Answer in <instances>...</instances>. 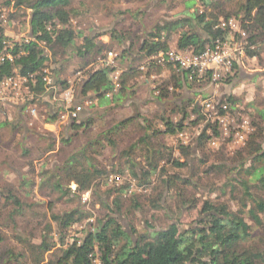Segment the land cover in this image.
Instances as JSON below:
<instances>
[{
    "label": "rangeland",
    "instance_id": "374dc122",
    "mask_svg": "<svg viewBox=\"0 0 264 264\" xmlns=\"http://www.w3.org/2000/svg\"><path fill=\"white\" fill-rule=\"evenodd\" d=\"M7 1L0 0V40L5 45L3 56L11 57L16 44L33 39L31 11L13 5L6 7ZM193 1L72 0L69 24L58 22L56 28H71L83 38L89 37L103 51L99 55H83L84 42L79 35L66 54L57 51V56H53L54 52L46 48L53 60L46 64L45 71L56 82V92L32 96L25 84L21 87L24 103L0 106V264H36L39 250L33 252L31 247L44 241L52 250L42 255L41 264H61L63 252L75 242L82 243L88 234L96 233L109 216L118 219L133 241L138 236L166 230L173 223L181 232L209 230L212 220L203 211L205 203L226 207L228 213L251 228L249 236L237 245L240 253L264 252V212L257 213L261 223H256L250 213L254 211V202L241 181L249 182L251 195L257 202L264 203V187L256 176L246 173L254 166L250 157L240 155L250 135L264 124V38L250 48L258 56L251 58L246 50V56L238 60L230 76L218 83L205 78L203 83L176 90L174 78L182 80L178 70L156 66L140 50L156 26L206 11L202 1ZM226 9L235 12L238 8L231 2ZM231 17L229 21L236 25L235 31L243 32V15ZM221 22L227 21L221 17L218 24ZM185 30L187 27L171 33L169 51L178 50L177 41ZM238 35L234 32L231 36L240 44ZM248 46L249 43L246 49ZM104 66L114 68V85H119L123 74L129 76L124 101L100 106L96 95L83 94L87 75ZM68 92L70 105L66 99ZM212 97L217 104L229 97L236 99L234 109L221 115L224 124L213 122L203 108V101ZM74 105L81 109L77 129L71 128L72 120L61 117ZM184 107L188 114L185 128L153 141L155 148L166 144L167 152L173 151L172 159L158 158V171L146 178L150 167L138 149L145 127L150 120L160 130H166L158 119L178 123L182 120L179 109ZM54 114L60 117L49 123V116ZM121 122L128 124L115 129ZM202 135L206 140L203 148L198 149ZM134 146L137 149L132 156L136 163L133 171L125 163L127 152ZM182 147L192 151L191 161L188 167L178 168L174 161L188 160L182 155ZM70 167L77 171L94 167L106 170L108 175L97 181L100 186L94 191L77 193V185L68 184L63 176ZM167 180L174 182L171 187L165 183ZM59 182L63 192L56 188ZM68 189L74 195L67 193ZM10 193L22 208L8 203L5 197ZM118 196L122 198V214L113 212V202ZM75 209L87 218L62 231L53 215ZM48 225L52 226L51 231ZM94 255V264H103L98 245Z\"/></svg>",
    "mask_w": 264,
    "mask_h": 264
},
{
    "label": "trees",
    "instance_id": "16d2710c",
    "mask_svg": "<svg viewBox=\"0 0 264 264\" xmlns=\"http://www.w3.org/2000/svg\"><path fill=\"white\" fill-rule=\"evenodd\" d=\"M200 1L205 5V12L201 14L194 13L180 20L156 26L154 31L148 35V38L141 45L140 50L143 54L145 53L146 58H150L158 66L157 61L153 58L157 57L160 53L168 52L171 33L184 27H187V30L181 34V37L177 41V49L179 51H191L196 55L203 54L207 50L213 49L218 39H228L230 37L231 31L229 29H217L220 18L223 17L228 22L232 18L231 16H240V14L243 15L242 31L247 36L245 41L249 43L246 49L247 53L251 58L258 56L256 50H250V48L257 46L264 38V0ZM193 2L196 3V1ZM231 2L236 3L238 9L235 12H226V4ZM71 3L72 0L7 1L6 7L13 5V8H26L31 11L30 26L33 40L31 42H24L23 44H16L11 52L12 61L5 58L4 62H0V84L5 79L12 78L17 74L22 77L33 75V80L28 83L30 90L38 96L46 94V84L44 82L45 67L47 63L53 60L52 56H49L46 52V48L54 52L53 56H57L58 52L66 54L68 48L74 45L78 35L83 38L82 34L75 32L71 28H56L58 22L64 26L69 24L71 18ZM210 9L212 10L210 11ZM1 16L0 11V21ZM238 37L241 39V34ZM83 42L81 48V51L84 52L83 55L90 53L99 55L103 51L89 37L83 38ZM4 49L5 45L3 44V40H0V59L3 57ZM104 67L87 75L83 86V94L87 95L92 93L96 95L100 100V106H107L110 103L124 101L129 91L126 85V78L129 76L123 74L119 88L115 90V85L112 80L114 68L110 66ZM166 67L175 68L181 74L182 80L179 77L174 78L175 90L182 89L184 86L191 87L193 84L203 83L207 78L210 79L212 75L208 74L204 81L201 79L198 82L199 79L197 78L191 81L189 72L182 71L174 64ZM62 84L67 87L66 82H62ZM54 85L56 87V82H54ZM235 101L236 99L229 97L226 102H220V105L228 103L233 106ZM77 107L79 106L74 105L70 109L73 111ZM175 110L177 109L175 108ZM179 111L182 113V120L178 123H174L172 120L163 117L158 119L163 122L166 130H160L150 120L148 122L149 126L145 127V135L141 138V146L138 149L141 150L140 154L147 160L150 167V171L145 174L146 178L154 175L158 171V158L170 159L173 155L172 150L167 152L169 148L167 149L165 147L166 144H159L155 148L153 141L162 136L174 135L177 131H182L185 128L188 115L187 108H180ZM59 117V114L51 115L48 121L49 123L55 122ZM76 120L77 118L71 121L72 129H77L78 127ZM126 123L121 122L115 129H119L120 126H124ZM205 140L206 137L202 135L198 140V149L200 147L203 148ZM110 143L115 145L112 140H110ZM136 149L137 147L134 146L126 154L127 161L125 167L133 171L136 168V163L132 160V156L133 153H136ZM181 150L182 155L188 160L185 163L174 161L173 164L178 168H185L190 165L191 160L189 159L192 151L187 147H182ZM245 154L250 157L251 162L254 164L250 168V171L246 172L248 173L247 175L256 176L257 180L262 184V187H264V124L262 126L258 125L257 129L250 135V139L245 145L244 153H240L241 156ZM71 167L66 170L63 176L68 184L75 183L77 185V193L94 191V188L100 186V183H97V181L108 175L106 170L94 167L81 171H77ZM240 173H244L243 169L240 170ZM134 175L136 176L135 172ZM165 183L168 187H171L174 182L167 180ZM241 184L255 205L254 211L250 212L252 218L256 223L260 224L261 222L257 213L264 212V203L257 202L253 199L248 181L243 180ZM56 188L63 192V186L60 182ZM118 191L123 193L122 189ZM67 193L72 192L68 189ZM111 194L112 191L109 195ZM5 198H7L8 203L11 201L18 208H22V204L13 193L8 194ZM102 204L104 203L102 202ZM113 204L115 207L113 212L122 214V198L118 196ZM203 211L206 214L209 213V219L212 220V225L209 230L199 228L181 232L179 226L173 223L166 230L150 236H138L136 241H133L132 235L129 232L122 229L118 219L109 216L108 220L100 226L96 233L88 234L82 243L75 242L70 245L63 252L59 263L94 264L93 259L96 256L94 255L95 246L98 245L103 264H264V252L250 250V252L245 251L240 253L237 249V245L249 236V230H251L244 220L232 216L226 211V207L224 206L217 207L205 203ZM86 218V214L79 209H75L64 215H53V220L62 231L74 224L83 222ZM48 227L51 231L52 226L48 225ZM132 234H137L135 229L132 230ZM1 241L2 239L0 238ZM31 249L33 252L39 250L36 264H41L44 261L42 255L51 251L52 246L47 241H44L40 246H32Z\"/></svg>",
    "mask_w": 264,
    "mask_h": 264
},
{
    "label": "built area",
    "instance_id": "2783aa9c",
    "mask_svg": "<svg viewBox=\"0 0 264 264\" xmlns=\"http://www.w3.org/2000/svg\"><path fill=\"white\" fill-rule=\"evenodd\" d=\"M197 1V0H194ZM217 29H225L234 31L237 34H241V43L238 44L236 40L231 36L228 39H218L214 45L213 49L207 50L205 53L196 55L192 52L188 51H168L166 53H160L157 57L153 58L157 61V65L161 67H166L171 64L178 66L182 71H186L190 73V80L193 81L194 78L199 79L198 82L204 80L208 74L211 75V80L214 83H218L224 77L230 76L233 67L236 63H238L239 59L245 57L247 44L246 33L245 32H236V25L232 21L221 22L218 24ZM112 54H110V57ZM109 57V61L111 58ZM5 58H8L12 61L10 56H3L0 59V62H4ZM108 64V63H107ZM106 64V65H107ZM110 65V64H108ZM31 80H33V75L28 77L16 76L15 78L5 79L0 84V106H6L9 104H18L19 102H23L25 97L22 93V85L28 84ZM44 82L46 84V94H51L56 92V87L54 85L53 80L51 79V75L49 72L45 71ZM26 91L28 94H32L33 92L30 90L29 86L26 85ZM119 85H115V90H118ZM68 97V98H67ZM67 103L70 105L72 103L71 94L67 93ZM219 106V108H218ZM203 108L210 114L213 122H217L219 124H224V120L222 115L228 114L230 110L234 109V106L231 104L225 103L220 105V102L217 104L215 97L205 99L203 101ZM80 108H76L75 110L67 109L63 114V120H73L78 117V112ZM241 138H244L240 135Z\"/></svg>",
    "mask_w": 264,
    "mask_h": 264
}]
</instances>
